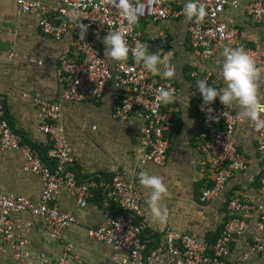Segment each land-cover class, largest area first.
Here are the masks:
<instances>
[{
	"label": "built area",
	"instance_id": "built-area-1",
	"mask_svg": "<svg viewBox=\"0 0 264 264\" xmlns=\"http://www.w3.org/2000/svg\"><path fill=\"white\" fill-rule=\"evenodd\" d=\"M20 14L32 15L41 34L55 41L71 35L73 54L59 63L60 92L56 99L32 97L40 120L38 131L46 136L49 148L44 158L41 153L16 132L6 118L0 103V151L17 152L21 170L38 176L41 193L38 201L5 194L0 191V253L10 254L17 264H46L49 258L43 252L34 256L29 249V233L33 222L23 219L29 215L47 230L50 239H59L60 233L75 222L69 213L58 210L57 198L64 192L76 200L80 208L89 206L95 192L100 191L111 211L105 226L88 230V237L109 246L112 260L117 264H249L251 259L264 253V128L216 98L210 107L217 119H207L201 111L202 96L191 93V108L203 123L196 140L201 167L205 170L206 186L198 195L202 204L218 198L229 180L247 170L250 160L234 142V133L246 125L257 133L255 154L260 164L257 178L256 200L247 203L232 197L222 212L220 233L212 241L199 240L189 234L167 230L164 237L150 249L142 241L141 233L145 214L138 175L147 165L164 166L168 158L175 130L178 89L172 79L157 78L148 72L135 53L146 46L143 28L148 24L174 22L181 18L186 0H129L139 13L135 26H129L115 6L117 0H14ZM204 4L207 15L202 21L195 17L185 23L187 46L199 66H213L227 49L242 48L255 62L264 76V47L250 48L246 44L231 46L237 32L223 20L229 10H240L255 24H264V0H196ZM81 12L82 23L87 25L84 40L80 29L68 21L74 8ZM119 30L129 48L125 61H113L103 44L107 33ZM13 52L8 53L12 57ZM40 64V62H39ZM204 79L210 72L204 70ZM192 72L190 77L197 78ZM112 85L118 100L113 119L120 122L137 121L140 134L136 142V164L130 174L117 171L110 181L100 184L94 178L79 181L75 171V157L71 145L63 134L64 104H84L102 100L105 90ZM171 90L175 99L170 104L157 101V89ZM23 97L29 98L28 94ZM260 119L264 120V103ZM91 208H94L93 206ZM254 224V233L246 237L248 226ZM241 243L245 250L231 258ZM53 264H81L73 253V245L65 243Z\"/></svg>",
	"mask_w": 264,
	"mask_h": 264
},
{
	"label": "crops",
	"instance_id": "crops-1",
	"mask_svg": "<svg viewBox=\"0 0 264 264\" xmlns=\"http://www.w3.org/2000/svg\"><path fill=\"white\" fill-rule=\"evenodd\" d=\"M223 20L237 32L236 38L229 41L231 46L242 43L250 48L264 47V24L251 22L240 10L228 9ZM186 21L183 13L177 21L148 24L142 30L145 49L152 53L158 52L162 57L160 74L155 77L163 78L165 68L172 67L175 74L171 79L176 84L179 97L176 126L166 164L161 167L147 165L141 170L161 177L168 190V195L161 202L167 210V220L159 223L152 221L146 203L151 190L141 187L145 214L141 238L147 249L154 247L167 230L186 233L199 240H212L220 232L227 200L232 197L247 203L256 200L257 178L261 169L255 154L257 133L246 125L236 129L234 142L250 160L247 170L231 178L223 193L214 201L202 204L197 199L206 186L205 170L200 165L201 158L196 150V138L203 123L191 108V93L197 90L195 82L204 79V70L211 74L208 85L223 90L226 84L222 79L220 58L213 66L205 68L199 66L196 57L190 52ZM10 51L13 52L12 57H8ZM72 54L71 35L60 41L44 36L32 15L18 12L14 0H0V103L10 125L41 154L49 148V141L38 131L40 120L32 97L38 95L45 100L56 99L60 92L59 63ZM192 72L198 75L197 78L190 77ZM257 85L259 102L264 103V76L259 77ZM24 94H28L29 98L23 97ZM117 101L110 85L100 101L63 105L64 119L61 126L74 152L79 181L92 177L98 183L105 184L117 171L130 174L136 164L135 145L141 126L134 120L120 122L113 119ZM229 106L242 113L238 103L233 102ZM41 188L38 176L21 170V158L17 152L0 151L2 193L38 201ZM88 202V207L80 208L76 200L66 193L62 192L58 196V210L71 214L75 220L62 230L59 239H50L47 230L37 219L29 215L22 216L33 222L28 236L30 252L34 256L43 252L50 260L46 264H53L52 261L61 255L62 245L70 243L81 264H117L112 260L113 252L109 246L88 237V230L105 226L111 206L104 201L100 191L95 192ZM253 233L254 224L251 223L246 237ZM244 250L245 247L239 243L231 258L238 257ZM0 264L17 262L12 260L10 254L0 253ZM249 264H264V253L251 259Z\"/></svg>",
	"mask_w": 264,
	"mask_h": 264
},
{
	"label": "clouds",
	"instance_id": "clouds-1",
	"mask_svg": "<svg viewBox=\"0 0 264 264\" xmlns=\"http://www.w3.org/2000/svg\"><path fill=\"white\" fill-rule=\"evenodd\" d=\"M127 24L135 26L139 20V13L130 4L129 0H117L115 5ZM183 13L187 20L194 17L197 21H202L207 15L204 4H197L196 0H186ZM82 14L78 8L74 7L69 15L68 21L76 24L80 29V40H84L87 32V25L82 23ZM103 44L105 52L113 61H125L128 58L129 48L124 34L119 30L107 33ZM224 61L221 72L222 79L226 84L223 90L207 84V80H197V91L202 96L201 111H205L207 119L215 121L217 118L212 115L213 109L210 107L212 102L218 97L219 101L226 107L233 102L238 103L242 109L243 116L255 123L257 129L264 128V120L260 119L262 106L258 99L257 80L260 77V70L256 66L255 60L249 56L242 48L225 49L223 52ZM135 60L142 62L144 68L153 75L160 74L159 65L162 62L160 54L148 52L142 45L135 53ZM174 69L166 67L162 73L164 79H171L174 76ZM157 101L162 104H170L175 97L171 90L157 89ZM139 184L150 189V197L147 200V206L150 210L153 222L165 223L167 220V210L162 207V200L168 195V190L162 181V178L148 171H142L138 175Z\"/></svg>",
	"mask_w": 264,
	"mask_h": 264
},
{
	"label": "trees",
	"instance_id": "trees-1",
	"mask_svg": "<svg viewBox=\"0 0 264 264\" xmlns=\"http://www.w3.org/2000/svg\"><path fill=\"white\" fill-rule=\"evenodd\" d=\"M45 153H46V152H45ZM45 153H42V154H41L43 158H44V156H45ZM91 178H92V177H91ZM220 229H221V228H220ZM219 233H220V232H219ZM217 236H218V235H217ZM217 236H216V237H217ZM206 240H208V241H212L213 239H212V240H211V239H206Z\"/></svg>",
	"mask_w": 264,
	"mask_h": 264
},
{
	"label": "rangeland",
	"instance_id": "rangeland-1",
	"mask_svg": "<svg viewBox=\"0 0 264 264\" xmlns=\"http://www.w3.org/2000/svg\"><path fill=\"white\" fill-rule=\"evenodd\" d=\"M176 55L179 56V53H177Z\"/></svg>",
	"mask_w": 264,
	"mask_h": 264
}]
</instances>
